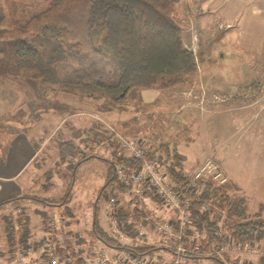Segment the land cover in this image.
<instances>
[{"label": "rangeland", "instance_id": "rangeland-1", "mask_svg": "<svg viewBox=\"0 0 264 264\" xmlns=\"http://www.w3.org/2000/svg\"><path fill=\"white\" fill-rule=\"evenodd\" d=\"M22 1L32 3V0ZM31 7L33 12L38 10ZM234 32V29H229L218 40L217 43H225L224 48L214 43L216 35L207 36L210 39L202 42L206 49L195 52L197 70L186 84L161 90L132 89L124 104L110 108H105V105L102 110L99 107L102 98L94 101L88 95L81 98L77 94L49 92L47 100L50 106L42 112L38 121L32 123L29 122L27 103L36 96L38 84L27 78L18 82L10 77L7 62H13L14 53L10 42H0V123L5 121V117L13 120L17 127H14V135L18 130L30 127V136L45 147L34 162L46 171L41 178L35 172L40 180L35 181L31 189L24 186L21 198L0 207V264H48L50 252L47 249L50 245L52 254L67 255V259L68 253L74 254V257L70 255L68 264H80L74 258H81L86 264L96 251L107 250L92 232L91 213L98 187L107 175V167L110 162H116L119 153L125 154L118 149L115 133L127 139L143 141L147 152H152L151 157L156 158L160 169L165 172V164L161 162L165 151L172 155L174 150L182 155L181 165L186 179L207 158L212 157L219 164L220 178L224 181L214 179L211 174L204 175L202 179L225 184L231 198L244 199V212L248 217L264 223V58L252 59V54L236 43ZM56 69L62 79L72 83L96 80L114 83L117 75L106 59L95 54L89 55L84 63L78 65L59 62ZM94 131L96 136L92 134ZM9 135L0 132V138L5 141ZM68 139L85 155L95 153L107 160L91 158L76 169L70 199L65 204L47 205L32 198L23 199L26 196L55 202L61 200L71 182L69 163L80 156L77 153L69 154L64 161L58 162L57 144L60 140ZM171 160L169 158V162ZM28 173L29 169L18 180L21 187ZM169 183L175 186L170 180ZM110 196L116 199L118 208L128 215L127 221L131 219L134 209L143 212L144 225L134 226L138 228V234L144 237L143 244L160 246L159 242L164 237H169V241L174 240L178 230L176 224L169 234L161 233L158 240V233L153 231L151 221H147L145 216L153 213L162 222H176V211L162 206L156 199L149 202L138 199L132 187L128 192L116 191L114 194L107 189L99 197L100 225L112 237L115 236L108 229L107 217ZM205 213L217 222L214 231H220L216 233L221 239L222 236L230 237V226L236 221L232 214L225 210H207ZM182 239L187 248L198 245L202 249L200 253L207 252L215 242L213 237L212 240L208 239L206 233L199 232L191 222L186 224ZM243 243H250L252 248L246 246L226 251L228 263L241 260L256 262L261 258L264 262V235L257 241ZM198 256L186 260H192V264H217L212 258Z\"/></svg>", "mask_w": 264, "mask_h": 264}, {"label": "trees", "instance_id": "trees-1", "mask_svg": "<svg viewBox=\"0 0 264 264\" xmlns=\"http://www.w3.org/2000/svg\"><path fill=\"white\" fill-rule=\"evenodd\" d=\"M31 2L0 0V42H10L14 53L13 62L11 64L7 62L10 77L18 82L27 78L38 84L36 96L27 103L30 123L38 121L42 112L47 111L50 106L47 100L49 92L77 94L76 96L81 98L88 95L94 101L102 98L103 101L99 103L102 110L105 105V108H110L112 105L124 104L132 89V91L142 88L161 90L177 84H186L197 70L198 59L182 43L180 37L182 26L174 16L175 8L172 0H32ZM30 5L38 10L33 12ZM91 54L106 59L114 67L117 74L114 83H106L104 80L72 83L59 76L57 63L82 64ZM47 86L51 88L48 89ZM4 128L5 126L0 124V129L4 130ZM95 132L92 133L93 136L97 135ZM57 145L58 162L64 161L69 154L80 155L75 162L69 163L71 182L68 183V190L58 202L42 197L24 196L23 199L32 198L47 205L65 204L70 199L76 169L91 158L104 162L107 160L95 153L85 155L77 149L71 139L60 140ZM151 154L152 152H147L149 158ZM169 158L172 159L170 162ZM182 159V155L175 153L174 150L172 155L166 150L164 160L161 162L165 164L168 180L173 182L182 194L192 199L197 193L199 199L191 201L188 214L191 224L199 232L204 231L207 238L212 240V230L217 228V222L205 213L206 211L200 210L203 204L208 203L210 205L208 210L213 212L225 210L235 217L236 221L230 226V237L233 239L253 242L263 237L264 223L259 219L248 217L244 212V199L231 198L226 192L225 184H214L202 179L194 186H188L183 174ZM118 163L124 164L129 169H135L140 160L119 153L116 162H110L107 175L98 187L92 207L91 228L94 236L107 247L108 251H132L150 255L165 249L150 244L133 242L123 244L118 237H112L100 225L97 204L101 193L107 189L111 194L130 190V185L124 184L119 178L116 169ZM141 185L146 196L156 199L153 189L148 188L144 182ZM18 198L21 196L3 200L0 202V207ZM127 216L118 208V217L123 223V230L130 236H135L139 231L134 226L144 225L143 212L134 209L129 221L126 220ZM108 229L110 230V227ZM22 235L24 238V234ZM70 255L74 257L72 252L68 253L69 258ZM185 256L188 259L199 257L188 253ZM208 257L214 259L217 264H224L214 255ZM69 258L65 264H68ZM74 260L76 263L84 264L81 258ZM262 260L263 258L258 262L263 263Z\"/></svg>", "mask_w": 264, "mask_h": 264}, {"label": "built area", "instance_id": "built-area-1", "mask_svg": "<svg viewBox=\"0 0 264 264\" xmlns=\"http://www.w3.org/2000/svg\"><path fill=\"white\" fill-rule=\"evenodd\" d=\"M115 141L118 144V149H121L126 156L136 158L140 160V163L135 169H129L124 164L118 163L116 169L119 173L120 180L126 184L130 185L133 188L138 199H146L150 201L148 196H146L142 183L144 182L148 188L153 189L156 200L162 206L170 208L177 213V221H167L162 222L158 219L153 213L146 215L145 219L151 221L153 231L158 233L159 238L161 239V233H168L173 229L174 225H177V233L174 234V240L169 241V237L162 238V241L159 242V245L165 249H168L170 252L169 258L165 261L159 262L155 257L149 254H138L132 251H107L105 249L98 250L92 256L86 264H186L187 258L186 254L190 255H202L203 257H208L214 255L222 260L224 264H264L259 263L258 261L252 262L247 261H232L228 263L226 259L225 252L232 249H242L252 248V245H245L243 242L234 240L232 237H221L216 233L218 231L212 230V237L214 238V244L208 249L207 252L200 253V248L198 245L187 248L183 245L182 236L185 232L186 224L190 223L189 219V206L191 201L198 200L199 197L197 193L194 197L188 198L182 194L176 186L169 183L167 178V173L164 170H161L159 164L155 157L149 158L147 155V150L143 145V141L140 139H127L121 135L115 133ZM206 174H211L214 179L221 177L220 166L217 162L214 161L212 157L207 158L203 165L199 167L195 173L188 179V186H194L197 181L202 180V177ZM220 181L223 182L224 179L220 178ZM148 197V198H147ZM210 208L208 203H205L201 206L200 210L202 212L207 211ZM107 217L110 231L114 236L126 244L129 243H139L143 244L144 237H141L139 234L135 236H130L126 231L123 230L122 222L118 217V205L117 201L113 196H110L108 199L107 205ZM220 232V231H219ZM217 239H216V237ZM158 239V240H160ZM217 240V242H216ZM152 245V243H148ZM52 245L48 247V252H50L49 258L47 260L48 264H65L67 261V255L62 256L61 254H52L51 253Z\"/></svg>", "mask_w": 264, "mask_h": 264}, {"label": "crops", "instance_id": "crops-1", "mask_svg": "<svg viewBox=\"0 0 264 264\" xmlns=\"http://www.w3.org/2000/svg\"><path fill=\"white\" fill-rule=\"evenodd\" d=\"M172 2L176 18L183 22L180 31L182 43L194 54L196 50L203 52L206 49L202 42L208 41L211 34L216 35L214 43L224 48L225 43H217L218 40L227 30L234 29L235 40L240 48L251 53L255 61L264 58V0H172ZM200 52L198 54L202 58ZM220 55L222 56L221 52ZM206 86L209 89L208 83ZM213 89L217 90L216 87ZM0 124L5 126L0 132L10 134L6 141L0 138V143L4 142L0 144L1 202L21 196L24 186L31 189L34 182L40 180L35 172L39 173L40 178L44 176L45 169L43 171V166L39 167L34 160L45 147L37 138L33 140L29 134L30 127L27 126L22 131L17 129L19 132L14 135L13 120L5 117V121ZM28 169L29 173L21 187L18 180ZM156 237L158 239V235ZM150 255L162 262L168 259L170 254L166 249H162ZM186 264H192V260Z\"/></svg>", "mask_w": 264, "mask_h": 264}]
</instances>
